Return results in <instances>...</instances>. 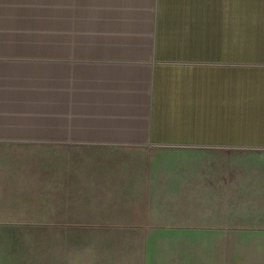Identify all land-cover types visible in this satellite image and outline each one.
<instances>
[{
  "label": "crops",
  "instance_id": "1",
  "mask_svg": "<svg viewBox=\"0 0 264 264\" xmlns=\"http://www.w3.org/2000/svg\"><path fill=\"white\" fill-rule=\"evenodd\" d=\"M2 145L47 154L0 161L1 197L36 196L0 202V264H230L220 149L264 148V0H0Z\"/></svg>",
  "mask_w": 264,
  "mask_h": 264
},
{
  "label": "rangeland",
  "instance_id": "2",
  "mask_svg": "<svg viewBox=\"0 0 264 264\" xmlns=\"http://www.w3.org/2000/svg\"><path fill=\"white\" fill-rule=\"evenodd\" d=\"M236 63L231 62V67H237ZM233 71H236L233 69ZM236 72H231V81L235 78ZM234 76V77H233ZM231 86L237 87V84H231ZM235 102V101H234ZM46 147L41 145L33 146H17V145H2L0 146V161L8 160H29L38 159L44 160L46 157ZM220 151L229 152L231 158V196L230 203L232 207H240L241 210L245 211L246 214V230L245 236L237 238L240 242L231 241L230 243V264H264V195H253L252 192L256 191V187L252 183L251 177H248L249 171L246 170L245 176V191L246 195H239L238 192L241 190L237 185L239 181V175L237 171V159L236 157L245 158L246 166L251 167L254 164V159L264 156V148L244 145H230L224 146ZM259 164H257L258 166ZM1 167L6 168L9 171L15 170V164H0ZM26 166H30L26 164ZM37 166V165H35ZM39 166V165H38ZM12 180H0L1 188L12 187ZM4 183V184H3ZM264 188V187H263ZM264 191V189L262 190ZM27 195L13 196L8 195L5 197L0 196V202L13 203V202H30L34 200ZM3 199H5L3 201ZM40 199V198H39ZM259 215H262L263 217ZM256 220V222H254ZM258 223L261 226H255ZM254 225V226H253Z\"/></svg>",
  "mask_w": 264,
  "mask_h": 264
}]
</instances>
